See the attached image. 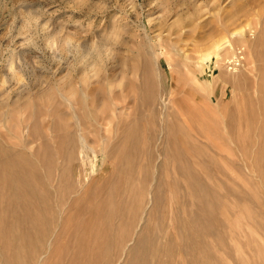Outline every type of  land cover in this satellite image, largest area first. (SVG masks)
I'll return each instance as SVG.
<instances>
[{
    "label": "rangeland",
    "instance_id": "rangeland-1",
    "mask_svg": "<svg viewBox=\"0 0 264 264\" xmlns=\"http://www.w3.org/2000/svg\"><path fill=\"white\" fill-rule=\"evenodd\" d=\"M223 27L230 33L244 29L231 38L236 49L227 50L221 62L213 58L202 63L211 40L226 33ZM263 30L264 0H0V146L34 160L42 178H36V185H42L45 172L54 186L60 181L56 192L66 208L64 222L70 204V221L80 224L102 198L118 200L124 193L127 205L142 203L139 219L134 218L138 223L153 198L157 223L142 233L145 248L132 254L134 230H122L118 242L120 230L115 229L108 264H264V71L258 68L264 60L251 58L249 47ZM237 48L244 49V64L229 70L227 61ZM133 60L136 74L131 72ZM101 77L108 91L127 95L125 83L137 80L138 98L151 86L154 101L140 109L154 114L142 115V133L130 137L132 94L124 101L110 100L108 112L117 106L121 119L114 116L111 124L99 119L87 127L96 153L88 152L87 159L80 155L79 179V162L68 163L66 154H55L59 140L53 128L47 137L53 164L49 161L47 168L48 153L41 144L48 129L42 121L52 124L56 118L58 90L66 87L74 104L69 87H93ZM165 97L172 101L167 117L160 113ZM48 104L52 116L45 118ZM107 143L117 148L104 172ZM119 158L131 161L133 170L122 172ZM48 180L42 186L53 191ZM85 184L87 193L82 191ZM71 187L76 190L73 200ZM204 203L208 222L202 224L191 215L202 216ZM118 220L111 218L115 224ZM58 222L38 221L44 243L62 231ZM76 235V229L64 231L61 241L67 243L60 244L48 264L69 258ZM94 236L100 241L94 252L100 254L106 247L102 231ZM50 251L44 253L49 256ZM39 255L30 264H39ZM2 260L0 256V264Z\"/></svg>",
    "mask_w": 264,
    "mask_h": 264
},
{
    "label": "bare ground",
    "instance_id": "bare-ground-1",
    "mask_svg": "<svg viewBox=\"0 0 264 264\" xmlns=\"http://www.w3.org/2000/svg\"><path fill=\"white\" fill-rule=\"evenodd\" d=\"M223 28L225 29V27H223ZM226 30L227 29H225L224 31H226ZM243 31H244L243 28H240V29H238L234 32H231V33L226 31V33L221 35L219 38L211 40V44L209 45V50L201 56L202 63L211 62L213 60V58H215L217 63L224 60V58H226V56H224V55H225L227 50H231L234 52V50L236 49V48H234L233 41L231 38L233 37V35H235V36L241 35L243 33ZM263 43H264V34L259 35L254 40L252 45L249 46L250 50H251V52H250L251 58L253 57V58H258L259 60H264ZM133 53H134V51H133ZM98 56H99V54H98ZM102 57H104V56H102ZM134 62H135V60H133L131 63V67H132L131 72L133 74H136L135 73L136 72L135 65L132 66V64ZM154 62L158 68V62L156 60ZM123 64H125V63H123ZM123 64H122V66H123L122 67V74L124 76L127 69ZM258 68L260 70L264 71V64H260V66ZM93 77H94V75H93ZM107 77H105V79L109 81V79ZM62 79L65 80L66 78L64 77ZM103 79L104 78L101 77V80L99 82H97V84L94 85L93 87L92 86L89 87V84H87L86 86L84 84V86H79V87L71 86V87H69V88H71V90L74 93V95H73L74 96V102H75L74 104L71 102V100L67 96L69 93H67V91H64V89L66 87H64V89L61 88L62 90H58L59 97L56 100L55 104H53V105H57V108H58L57 112L54 114L56 116V118H54V120L51 119V120H53L52 124L50 122H44V124H43V121H42L43 127H45V125H46V128L48 129V131L46 132V134L44 136L45 140L41 144V148L46 149V151L48 153V156H47L48 158L46 157L44 159V164L46 165L47 168H49V166H50L49 161L51 162L52 151H53L51 139H49L47 137H49L51 135V133H49V132H50V130H51V132H53V128H54V130H56L55 132L57 133V139L59 140V147H57V149L55 150V154L57 152H62L63 154H66L67 157H66L65 161H67L68 163H70L72 160L79 162V164L77 163L76 169H75V176H76V178L79 179L81 176L78 174V173H80L78 171V169L81 168L80 165H82L81 162H83V161H80V158H81L80 155L84 154L85 159H87L88 158V155H87L88 152H90L92 154L96 153L94 147L91 145V143H93V140L90 138V132L91 131L87 127L88 126L91 127L95 124H98L97 120H99V119L107 121V124H109L110 122L113 121L114 116H115V118L119 117L121 119V114L118 111V109H116L117 106L113 105L112 103L111 104L113 106H115V109H113V112L111 114L108 112V109H109L108 104L110 103V100L116 99V100L124 101L126 98L130 97V95L132 94V96H133V101L131 103V105H132L131 111L132 112H129V115H130L129 123L132 124L133 129L131 132H128L130 137H131V135L137 136V135H140V133H142V130H140V128L138 126L141 118H143L142 115L143 116H145V115L150 116L151 114H154V111L152 113L150 111L147 114V113L143 112V110L140 109V107L142 108L145 105H149V103L154 101L153 98L155 96V92L153 91L151 86H149L147 93L144 96H141L140 98H138L137 93L139 90V85H138L137 80H132V81L129 80L125 83V86L127 88L126 92L127 93L129 92V94L127 95L125 93L112 92L111 89L108 91L106 86L102 83ZM67 80H69V78ZM64 84L65 83H63L62 85H64ZM66 84H67V81H66ZM68 85H70V83ZM79 85H80V83H79ZM109 87H110V85H109ZM68 92H70V90ZM159 96H161V95L159 94ZM136 98H137V100H136ZM160 102H161V106H162L160 113L162 116L167 117L170 114V108H171L170 102H172L171 97H165L164 99L161 98ZM63 107H65V109ZM110 110L111 109H109V111ZM43 116H45V118L48 116H52V111H51V108H49V104L45 108V111H43ZM166 119H168V118H166ZM126 121H127V119H126ZM168 121H169V119H168ZM174 121L176 122L175 119H174ZM177 125H176V129L178 128ZM167 126H168V123H167ZM108 127H109V125H108ZM170 128H172V127H170ZM197 129H199V128L197 127ZM175 131H177V130H175ZM172 132H173V130H172ZM108 133L110 134V132H108ZM117 133H119V132H117ZM174 133L177 134L178 131L174 132ZM179 133H180V129H179ZM114 138L116 139L115 136H114ZM2 142H4V141H2ZM93 145H94V143H93ZM108 146H109V149H108ZM180 146H179V148H180ZM113 147L117 148V145H108V143H107L105 148L103 147V149H102V153L105 155V158H106L104 169H103L104 172H105V170L107 171V169H108L109 159L113 153ZM158 149H159V147H158ZM253 149H255V147ZM25 150H26V148H25ZM25 150H23V151H25ZM0 152H2V153H0V172L3 171L4 175H5L2 178L0 176V256L3 258L4 264H30L31 261H33V257L36 254H40L38 256V258L36 259L37 263L48 264L50 260H53V258L56 259L54 257V255L57 252V250L60 249V247H61L60 244L62 243V245H63L64 242L66 241L65 240L64 242H62L61 240H62V237L64 235V231H66L68 229H70V230L76 229L78 237L76 235V243L73 245L74 249H73L72 254L69 256L68 259H66V261L63 264H100V263L101 264H108L109 259L107 257H109V255H110L109 245L111 243H114V241H116L115 235H114V233H112V231H114L115 229L120 230L119 235H118V240H117L118 242L120 241V239L123 236V233L121 234L122 230L126 231L127 228L134 230L136 235L134 237V240L132 237V240H131L132 242L130 241L131 244L129 247L132 254H134L135 252H138V251L145 248V245L147 242V237L145 234L143 235L142 233L145 231V228H147V227L148 228L156 227V223H157L154 221V219H156L157 217L154 218L156 216L155 215L156 210H155V207L153 205L154 201H153L152 197H149V206H146L143 209L142 213H144V214L142 215V217L140 218L138 223L136 222L137 220H135V219H139V216H137L139 214V211L137 210V208H139L142 203H140V201H135L136 203L134 205H131V206L127 205L126 202L124 201V193H122V192H121L122 194L119 195L118 200H114L111 198V196H109L107 198L104 197V198H102V200L98 201L96 203L97 206L94 207L90 212L86 213V217L83 220L81 219L82 222L80 224H79V222H75V224H73L70 221V216L72 214V211H71L72 210V204H70L68 209H67V212L69 211L68 212L69 216L67 217V219L64 222L62 213L64 211H66V208L63 207L64 203L61 202V200L58 197V194L56 192V189H57L58 185L60 184V181L57 183V185L54 186L53 183L50 182V180L46 179V178H49V176H48L49 172H47V173L45 172V174L43 175L44 176V182H47L46 180H48L49 183H51L50 185L51 186L53 185L52 187H54V188H52L53 191H51L46 186H42V185H45L44 182H41L42 185L38 186V185H36V178H40V179H42V178H41V174L38 173V168H37V165L35 164L34 160H31L27 157H24L23 155L18 154V153L14 154V153L9 152L7 150H3V148L1 146H0ZM204 152H206V151L204 150ZM184 153H185V151H184ZM120 154L122 155V153H120ZM118 161L119 162H117V163L121 167L122 172H124V173L125 172H131V170H133L132 166L129 165V164H131L130 163L131 161H129V160L123 161L121 158H119ZM194 162H196V161H194ZM51 163L53 164V162H51ZM142 165H144V164H142ZM162 175H163V173H162ZM90 176H91V174H90ZM153 177H155V176H153ZM57 178H59V177H57ZM159 184H160V181H159ZM200 187L201 186H199V188ZM200 189L202 190V187ZM83 190L85 191V193H87V191H88L87 184L84 185V188L82 189V191ZM203 191H202V193H203ZM75 193H76L75 187H71V189L69 191V195H70L69 197H71L72 200L75 196ZM204 193L206 194L205 191H204ZM21 195H23L25 197V200L21 199L22 198ZM198 195H200V194H198ZM165 198L167 199V197H165ZM172 200H173V197H172ZM67 201H69V200H67ZM150 201H152V203ZM67 203H69V202H67ZM132 209H133V212L132 211L130 212V210H132ZM201 209L203 211L202 216H195L194 214H192L191 218L196 220V221H201L203 224V222H205V223L208 222V221H206V216L204 215L205 212H207L206 211L207 208H206L205 203L202 204ZM128 213L130 215H128ZM102 215L105 217V219H103L102 221H98V218L101 217ZM126 215H128V216L126 217ZM114 216H118V218H119V220L117 221L116 224L113 223L114 221L113 222L111 221V218ZM146 217H147V221L144 222V219ZM57 220L61 222V223L58 222V225L59 226L61 225V227L59 229H62V231L61 232L58 231L54 235L55 236L54 241H52L53 240V238H52V240H49L48 242L44 243L43 240H41L43 233H40L38 221L50 225L49 223H51V221L54 224H57ZM134 221H135V223H134ZM64 223H65V225H64ZM78 227H80V229H77ZM40 228H41V226H40ZM54 228H53V231H54ZM46 230H47V228H46ZM48 230H49V228H48ZM55 230H56V228H55ZM97 231H98V233H100V231H102L103 242L106 246V247L103 246V251H101L100 254L94 252L95 249L99 248L98 246H99V242H100L97 238H94V237H96V236H94V234ZM140 233L142 235L137 236ZM127 236H128V234H127ZM63 240H64V237H63ZM65 243H67V242H65ZM127 248H128V246H127ZM45 249H51L49 256L46 253H44ZM80 251L82 252V254L79 255ZM56 254H58V252ZM112 254H113V252H112ZM105 255H106V257H105ZM122 258H124V257H122ZM104 260H105V263L102 262ZM131 260H134V258L131 257L130 261Z\"/></svg>",
    "mask_w": 264,
    "mask_h": 264
},
{
    "label": "built area",
    "instance_id": "built-area-1",
    "mask_svg": "<svg viewBox=\"0 0 264 264\" xmlns=\"http://www.w3.org/2000/svg\"><path fill=\"white\" fill-rule=\"evenodd\" d=\"M244 49L243 48H237L236 53L233 58L228 61V69L229 70H234V68L242 66L244 64Z\"/></svg>",
    "mask_w": 264,
    "mask_h": 264
}]
</instances>
